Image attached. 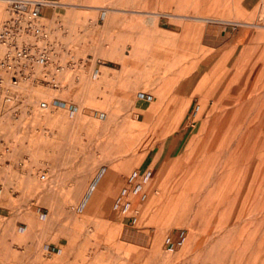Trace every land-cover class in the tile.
<instances>
[{
	"label": "rangeland",
	"instance_id": "rangeland-1",
	"mask_svg": "<svg viewBox=\"0 0 264 264\" xmlns=\"http://www.w3.org/2000/svg\"><path fill=\"white\" fill-rule=\"evenodd\" d=\"M54 6L28 58L0 47V233L53 264H264V119L229 167L207 136L264 109V0Z\"/></svg>",
	"mask_w": 264,
	"mask_h": 264
},
{
	"label": "built area",
	"instance_id": "built-area-1",
	"mask_svg": "<svg viewBox=\"0 0 264 264\" xmlns=\"http://www.w3.org/2000/svg\"><path fill=\"white\" fill-rule=\"evenodd\" d=\"M13 16L0 22V47L12 52L15 60L29 57V50L19 45L17 38L26 35H40L37 21L47 7L57 5V0H7ZM5 60L0 61L4 66Z\"/></svg>",
	"mask_w": 264,
	"mask_h": 264
},
{
	"label": "bare ground",
	"instance_id": "bare-ground-1",
	"mask_svg": "<svg viewBox=\"0 0 264 264\" xmlns=\"http://www.w3.org/2000/svg\"><path fill=\"white\" fill-rule=\"evenodd\" d=\"M7 4H8V1H7ZM53 7H55V6H53ZM263 10H264V8H263ZM246 55H247V52H244L243 55L240 54V56H241L240 59L237 58L236 61L234 62L235 73H238V71H239V70H237V68H235V66L238 65L241 58L243 56H246ZM236 77H238V76H236ZM226 94H227V92H217L214 96V98L216 99V102L220 103L224 98H227ZM237 96H234L232 99L237 100L234 102L238 103V105H239V103L241 102V98H240L241 96L239 98ZM236 98H238V99H236ZM223 105H225L224 107H227V109H226V111H224V115H221V116L219 115V117H218V119L220 117H222L220 124L218 126L216 125L215 128H209L208 133L207 132L206 133H207L208 137L211 134H213V136L212 135L211 136L214 137L219 132L218 136L220 138V144L218 146V152H216L218 154L220 153V151H222V153L225 151L226 145L236 144V146L233 147V149H232L233 151L230 152L231 157H230V161L228 164V167H229L231 164H233L235 161H237L241 156V153H240L241 150L239 147L240 144L243 142V140H245V142H246L247 138H249L251 136V134H254L255 130L253 128L255 126H258L259 122H261V120L264 119V109L256 110V112L258 111L257 114H255L253 116L254 119L251 118L249 123H247V127H246L245 121H248V120H247V118H245V115H244L245 108H243V107H245V105H241L240 110L235 111V112L231 110V106H232L231 103L226 102ZM243 128H246V131L244 132V135H245L244 137H243V135L239 136L240 131ZM243 147H244V145H243ZM188 201H191V198H189Z\"/></svg>",
	"mask_w": 264,
	"mask_h": 264
},
{
	"label": "crops",
	"instance_id": "crops-1",
	"mask_svg": "<svg viewBox=\"0 0 264 264\" xmlns=\"http://www.w3.org/2000/svg\"><path fill=\"white\" fill-rule=\"evenodd\" d=\"M227 22L228 24H241L239 21ZM74 191L80 192L82 190L77 189ZM0 242V264H53L55 259L69 261L73 258L63 256L62 251H60L58 255L51 253L50 250L53 244L43 243V241L38 238L37 234L0 233ZM22 246H24V249ZM26 248H28V250ZM23 250L24 252L28 251L29 256L23 254Z\"/></svg>",
	"mask_w": 264,
	"mask_h": 264
}]
</instances>
